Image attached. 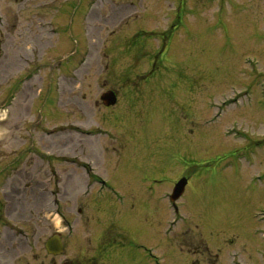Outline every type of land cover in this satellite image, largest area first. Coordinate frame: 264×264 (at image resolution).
<instances>
[{"label": "rangeland", "instance_id": "1", "mask_svg": "<svg viewBox=\"0 0 264 264\" xmlns=\"http://www.w3.org/2000/svg\"><path fill=\"white\" fill-rule=\"evenodd\" d=\"M0 16V104L18 94L0 122V264H264V201L237 207L249 190L209 122L231 84L264 92V0H0Z\"/></svg>", "mask_w": 264, "mask_h": 264}, {"label": "flooded vegetation", "instance_id": "2", "mask_svg": "<svg viewBox=\"0 0 264 264\" xmlns=\"http://www.w3.org/2000/svg\"><path fill=\"white\" fill-rule=\"evenodd\" d=\"M259 85L258 80L243 85L231 84L229 93H226L217 107V113L211 119L212 122L223 119L221 128L217 129V125H213L212 137L217 142L223 140L226 143V156L234 160L238 179H242L244 189L249 190L248 200L237 205L240 208H247L251 198L264 201V92H261L262 86L258 87ZM248 119L255 123H247ZM148 166L153 169L154 163L149 162ZM153 181V185H156L155 179ZM256 209L255 221L260 225L258 233L264 238V206L257 205ZM235 259L231 260V264H240L238 258L237 261ZM82 263L97 264V261L95 257H88ZM62 264H75V261L66 259Z\"/></svg>", "mask_w": 264, "mask_h": 264}, {"label": "water", "instance_id": "3", "mask_svg": "<svg viewBox=\"0 0 264 264\" xmlns=\"http://www.w3.org/2000/svg\"><path fill=\"white\" fill-rule=\"evenodd\" d=\"M106 98L108 100L107 104H112L113 101L115 100L112 93L109 96H106ZM184 184H185V180H182L176 185L174 194L172 196L173 200L178 198V196L182 193ZM46 249L49 253L58 254L61 251V243L59 239L55 237L54 239L48 241L46 244Z\"/></svg>", "mask_w": 264, "mask_h": 264}, {"label": "bare ground", "instance_id": "4", "mask_svg": "<svg viewBox=\"0 0 264 264\" xmlns=\"http://www.w3.org/2000/svg\"><path fill=\"white\" fill-rule=\"evenodd\" d=\"M136 166H137L138 170H135V171H137V172H138L140 169H142V170L144 169V171H149V170H150V168L146 167L147 165H143V166H141V165H136ZM131 169H132V166H131ZM135 171H134V172H135ZM134 172L131 173V170H130V173H131V174H133Z\"/></svg>", "mask_w": 264, "mask_h": 264}]
</instances>
